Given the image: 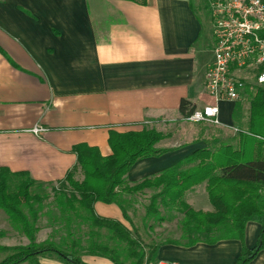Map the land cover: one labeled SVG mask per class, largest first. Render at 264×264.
Instances as JSON below:
<instances>
[{"label":"crops","instance_id":"crops-1","mask_svg":"<svg viewBox=\"0 0 264 264\" xmlns=\"http://www.w3.org/2000/svg\"><path fill=\"white\" fill-rule=\"evenodd\" d=\"M207 3L0 0V167L26 172L36 184H57L77 167L74 146L107 157L109 132L154 129L164 135L155 148L168 151L137 161L124 177L132 185L158 176L223 132H237L247 112L238 116L236 103L218 104V126L187 130L179 112L182 100L195 109L213 103L205 91L213 46ZM36 126L43 129L37 135ZM183 197L194 211H213L206 183ZM94 210L123 222L115 205L96 203ZM259 232L258 223L248 222L243 243L184 247L164 240L156 243L154 264H236L242 246L254 247ZM82 257L87 264H110ZM37 261L63 264L53 256ZM249 264H264V248Z\"/></svg>","mask_w":264,"mask_h":264},{"label":"trees","instance_id":"trees-1","mask_svg":"<svg viewBox=\"0 0 264 264\" xmlns=\"http://www.w3.org/2000/svg\"><path fill=\"white\" fill-rule=\"evenodd\" d=\"M145 2L140 0L142 4ZM251 95L246 128L237 132L236 147L232 144L202 147L158 176L132 185L124 177L137 161L159 157L168 151L155 148L164 135L154 129L111 131L108 136L111 154L107 157H102L96 148L74 146L72 152L83 178L73 179L75 168L67 172L61 181L67 184V190H58L53 194L54 203L47 205L49 224H62L64 234L58 236L57 242L51 239L36 242L42 209L35 211L32 205H42L45 200L44 196L31 192L36 182L26 172L12 173L0 167V211L28 241L26 246H0V254H7L0 264H38L37 259L45 256H53L63 264H87L81 259L83 255L105 258L112 264H154L158 246L144 242L135 221L134 200L130 199L144 195L146 190L154 193L149 196L148 204L142 205L143 229L152 230L165 220L162 207L176 209L183 215L182 239L189 238L193 232L206 236L220 233V237L210 240L170 242L176 245L190 247L200 242L214 244L230 239L243 243L245 225L258 223L260 232L255 246L250 249L242 246L236 263L249 264L264 248V90L258 89ZM193 110L188 101L180 102L182 119ZM236 110H239L237 102ZM12 177L19 178V182L10 191ZM202 183H206L212 212L194 211L182 200L186 191ZM96 203L118 207L123 222L97 215ZM22 208L27 209V215Z\"/></svg>","mask_w":264,"mask_h":264},{"label":"built area","instance_id":"built-area-1","mask_svg":"<svg viewBox=\"0 0 264 264\" xmlns=\"http://www.w3.org/2000/svg\"><path fill=\"white\" fill-rule=\"evenodd\" d=\"M207 7L213 46L205 91L213 103L182 120L218 126L219 103H236L247 91L264 90V0H208ZM42 131L32 129L36 135Z\"/></svg>","mask_w":264,"mask_h":264},{"label":"rangeland","instance_id":"rangeland-1","mask_svg":"<svg viewBox=\"0 0 264 264\" xmlns=\"http://www.w3.org/2000/svg\"><path fill=\"white\" fill-rule=\"evenodd\" d=\"M255 92L254 90L252 91H247L246 96L237 102L239 104V110L237 111L238 116L243 117L244 114L242 112H247L248 114V108H249V101L252 99V93ZM184 123V128L188 127L187 130H191V127L193 126L192 123H188L185 121H182ZM245 123L241 124L238 122L236 125L237 127V132L245 130L246 124ZM209 126V124L207 125ZM237 132L233 133H226L223 132V134L220 135L218 139H216L214 142L208 141L209 147H218L221 144H232L234 147L238 145L239 142V135ZM192 133L190 131L187 132ZM210 142V144H209ZM78 172V173H76ZM83 178L81 171L79 170L78 167H76L73 170V179L75 181H81ZM9 190L13 191L15 190L17 183L19 182V178L12 177L9 180ZM68 186L66 183L61 182L57 184H37L33 187L32 193H37L41 196L45 197V200L43 201V204L38 205L37 203H34L32 205L33 210H39L41 207V211L39 213L40 219L38 221V227L39 231L37 234V242L39 243L40 241L47 239H51L55 242L58 241V236L64 234L62 232V224L57 222L55 225H51L48 222V215L49 210L47 208V205L49 203H54V193H57L58 190L60 191L61 189L67 190ZM47 196V198H46ZM149 196L150 193L148 190L145 191L144 195H135L132 196L130 199L134 200L133 205L135 208V221L137 226L141 229V236L144 240L145 243L147 244H156L160 243L161 241H174V242H179L184 244L186 240H199V241H204V240H210V239H215L217 237H220L219 232H213L208 234V236L204 234L197 235L195 232H193L189 238L187 239H182V227H181V221L183 220V215L178 212L176 209L173 210H164L162 207L161 209V215L165 220L159 224L155 225V228L152 230H147L143 229L141 226V216H143V206L148 204L149 201ZM184 201V197L182 198ZM185 202V201H184ZM22 212L27 215V209L22 208ZM44 214V215H42ZM42 215V216H41ZM154 225V224H153ZM58 232V233H57ZM55 235V237H53ZM46 239V240H47ZM27 239L16 229L15 226L11 224V222L8 220L7 216L0 211V246L1 247H14V246H26L28 242L26 241ZM62 248L63 246H58V248ZM7 254H0V261L5 257ZM90 256V255H87ZM81 259L83 257L81 256ZM127 263V261H121ZM111 264V262H110Z\"/></svg>","mask_w":264,"mask_h":264}]
</instances>
